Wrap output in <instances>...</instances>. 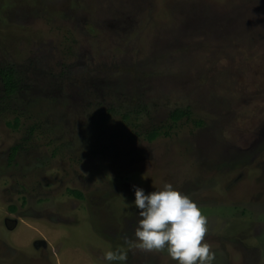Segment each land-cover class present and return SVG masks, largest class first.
<instances>
[{
    "label": "rangeland",
    "instance_id": "obj_1",
    "mask_svg": "<svg viewBox=\"0 0 264 264\" xmlns=\"http://www.w3.org/2000/svg\"><path fill=\"white\" fill-rule=\"evenodd\" d=\"M165 182L264 264V0H0V264H176L134 246Z\"/></svg>",
    "mask_w": 264,
    "mask_h": 264
},
{
    "label": "clouds",
    "instance_id": "obj_2",
    "mask_svg": "<svg viewBox=\"0 0 264 264\" xmlns=\"http://www.w3.org/2000/svg\"><path fill=\"white\" fill-rule=\"evenodd\" d=\"M131 202L139 213L134 229L135 247L143 252H166L176 264H213L215 252L205 240L208 221L198 204L173 184L151 192L138 186ZM128 243V241H126ZM108 264H123V247L104 252Z\"/></svg>",
    "mask_w": 264,
    "mask_h": 264
},
{
    "label": "trees",
    "instance_id": "obj_3",
    "mask_svg": "<svg viewBox=\"0 0 264 264\" xmlns=\"http://www.w3.org/2000/svg\"><path fill=\"white\" fill-rule=\"evenodd\" d=\"M1 75H2L3 81L5 83V87H6L7 92L14 91L15 86H14V77H13L12 73H10L9 71L4 70V71L1 72ZM184 115H185L184 112H175L173 117L175 119H180ZM156 136H157L156 133H152L150 135V138L153 139ZM79 195H81V194H79Z\"/></svg>",
    "mask_w": 264,
    "mask_h": 264
},
{
    "label": "flooded vegetation",
    "instance_id": "obj_4",
    "mask_svg": "<svg viewBox=\"0 0 264 264\" xmlns=\"http://www.w3.org/2000/svg\"><path fill=\"white\" fill-rule=\"evenodd\" d=\"M8 224V223H7Z\"/></svg>",
    "mask_w": 264,
    "mask_h": 264
}]
</instances>
